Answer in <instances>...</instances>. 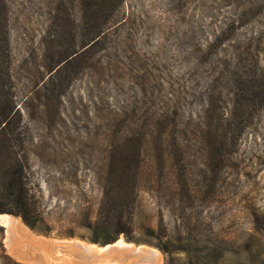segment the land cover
Instances as JSON below:
<instances>
[{"label":"rangeland","instance_id":"374dc122","mask_svg":"<svg viewBox=\"0 0 264 264\" xmlns=\"http://www.w3.org/2000/svg\"><path fill=\"white\" fill-rule=\"evenodd\" d=\"M4 118L0 192L26 163L52 231L2 213L0 255L125 198L146 264H264V0H0Z\"/></svg>","mask_w":264,"mask_h":264},{"label":"trees","instance_id":"16d2710c","mask_svg":"<svg viewBox=\"0 0 264 264\" xmlns=\"http://www.w3.org/2000/svg\"><path fill=\"white\" fill-rule=\"evenodd\" d=\"M89 8V7H88ZM0 123L7 125V119L0 120ZM4 126V127H5ZM0 127V132L4 129ZM28 168L26 163L19 162L6 167V178L2 183V191L0 192V214L10 213L22 217L24 222L33 229H37L42 233L49 234L52 229L46 225L45 218L41 217L37 211L33 197L29 190ZM113 173L119 181L121 187L125 182V177L130 171L128 163H122L113 168ZM127 200L125 198H117L112 204L116 206L107 207L108 201L102 204L97 215L93 217L90 213L86 216L85 228L90 230V236H81L88 239L92 243L106 245L120 239L123 235L129 242L134 241L131 237V219L129 213L125 210ZM117 207H120L117 209ZM40 224L46 225L41 228ZM75 229L69 232H63V237L74 238L77 236ZM0 264H22L7 253L0 255Z\"/></svg>","mask_w":264,"mask_h":264},{"label":"water","instance_id":"95a60500","mask_svg":"<svg viewBox=\"0 0 264 264\" xmlns=\"http://www.w3.org/2000/svg\"><path fill=\"white\" fill-rule=\"evenodd\" d=\"M39 245L40 251L34 258L36 264H143L145 261L141 260L138 246L120 239L106 245L80 239H53ZM48 248L52 255H48Z\"/></svg>","mask_w":264,"mask_h":264},{"label":"bare ground","instance_id":"6f19581e","mask_svg":"<svg viewBox=\"0 0 264 264\" xmlns=\"http://www.w3.org/2000/svg\"><path fill=\"white\" fill-rule=\"evenodd\" d=\"M1 223H3L4 225H6V226H8L9 227V229H12V228H16V227H18L19 228V223H17V221H15L14 219H13V217H11V216H9V215H7V214H4V215H2L1 216ZM21 223V222H20ZM23 223V222H22ZM17 230V229H16ZM20 231V230H19ZM36 241H38V240H36ZM39 242H40V240H39ZM38 243V242H37ZM39 244V243H38ZM137 249H139V253L141 254V256L143 255V257L144 256H146V257H150L151 259L150 260H154V263H157L158 261H159V259H160V257H161V255H160V252L159 251H157V250H149V251H146L144 248H143V246H141V247H139V248H137ZM149 261V260H148ZM151 262V261H150ZM143 264H146V263H144L143 262Z\"/></svg>","mask_w":264,"mask_h":264}]
</instances>
